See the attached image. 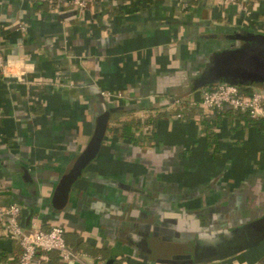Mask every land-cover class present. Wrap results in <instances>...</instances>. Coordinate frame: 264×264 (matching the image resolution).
Masks as SVG:
<instances>
[{"label":"crops","instance_id":"1","mask_svg":"<svg viewBox=\"0 0 264 264\" xmlns=\"http://www.w3.org/2000/svg\"><path fill=\"white\" fill-rule=\"evenodd\" d=\"M243 30L264 33V0H0L2 201L21 205L28 228L62 225L85 253L39 250L32 264H264V239L169 261L193 257L201 233L264 214V120L201 103L210 66ZM106 110L97 154L57 197ZM136 118L155 123L134 139L114 130ZM20 253L0 227V264Z\"/></svg>","mask_w":264,"mask_h":264},{"label":"water","instance_id":"2","mask_svg":"<svg viewBox=\"0 0 264 264\" xmlns=\"http://www.w3.org/2000/svg\"><path fill=\"white\" fill-rule=\"evenodd\" d=\"M234 37L246 39V44H238L228 51L224 49L213 61L207 73L205 82L220 80L223 76L224 81L232 83L240 82H264V33L249 32L243 30ZM220 74L217 69H222ZM109 110L100 113L97 117L96 128L86 149L77 157L72 168L67 172L60 185L56 189L59 197L62 193L68 192L74 180L81 174L85 166L95 157L105 135ZM147 228L151 224H146ZM139 234H144L141 230ZM137 238V233L134 234ZM264 239V214L237 225L232 229L225 230L211 236L210 232L201 233L196 240V251L194 256L191 254H176L169 261L172 262H193L212 256L210 252L203 253L206 248L220 249L224 255L232 254ZM146 243L148 241L144 240ZM107 264H110L109 262Z\"/></svg>","mask_w":264,"mask_h":264},{"label":"built area","instance_id":"3","mask_svg":"<svg viewBox=\"0 0 264 264\" xmlns=\"http://www.w3.org/2000/svg\"><path fill=\"white\" fill-rule=\"evenodd\" d=\"M47 2L52 8L85 9L90 0H38ZM236 2L239 0H224ZM189 3L185 2V6ZM0 67H5L4 57L0 54ZM110 94V93H107ZM201 103L209 108H232L249 113L254 119L264 120V89H254L244 93L236 83L219 81L211 89L202 93ZM22 207L19 203H4L0 194V227L11 237L17 238L21 245V253L17 264H32L37 251L59 250L64 261H82L85 253L69 246L65 238V227L53 224L44 229L36 223L30 228L21 221Z\"/></svg>","mask_w":264,"mask_h":264},{"label":"trees","instance_id":"4","mask_svg":"<svg viewBox=\"0 0 264 264\" xmlns=\"http://www.w3.org/2000/svg\"><path fill=\"white\" fill-rule=\"evenodd\" d=\"M36 1H38V0H36ZM215 85L216 84L210 85L207 87V89H211ZM239 87H240L241 91L244 93H251L254 90L253 86H251V85H239ZM234 112H235V114H237L241 118L254 119L246 111L234 110ZM144 123L152 124V123H155V121H154V119H150V118H147L145 121H142L140 118L131 119L128 121H124L122 123L121 127H118V126L114 127V130L120 132L121 135H123L125 137H130V138L134 139L135 134H136V130L139 129L140 126L143 125ZM21 250H22V248H21ZM18 258H19V256H18ZM17 262H18V259H17ZM17 262H16V264H17Z\"/></svg>","mask_w":264,"mask_h":264},{"label":"flooded vegetation","instance_id":"5","mask_svg":"<svg viewBox=\"0 0 264 264\" xmlns=\"http://www.w3.org/2000/svg\"><path fill=\"white\" fill-rule=\"evenodd\" d=\"M232 38H233V40H232V46L233 47L238 46V44H246L248 42L246 39H242L240 37H232ZM222 79H225V78H223V76H222V78L220 80H214V81H211L210 83L216 84L219 81H222ZM253 83H258L259 85H262L264 87V82H260V81H257V82H251V81L240 82V81H238L236 84H238V85H250Z\"/></svg>","mask_w":264,"mask_h":264}]
</instances>
